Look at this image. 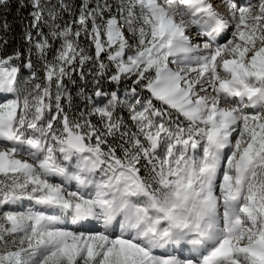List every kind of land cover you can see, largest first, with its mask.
<instances>
[{
	"label": "snow or ice",
	"instance_id": "1",
	"mask_svg": "<svg viewBox=\"0 0 264 264\" xmlns=\"http://www.w3.org/2000/svg\"><path fill=\"white\" fill-rule=\"evenodd\" d=\"M0 33V264H264V0H0Z\"/></svg>",
	"mask_w": 264,
	"mask_h": 264
},
{
	"label": "trees",
	"instance_id": "2",
	"mask_svg": "<svg viewBox=\"0 0 264 264\" xmlns=\"http://www.w3.org/2000/svg\"><path fill=\"white\" fill-rule=\"evenodd\" d=\"M21 11L24 13L25 16L27 15V13L24 12V10H21ZM15 15H16V13H11L9 15V19H8V22L13 26V28H17V25H20V20L19 19H13L12 18ZM0 34H2V33H0Z\"/></svg>",
	"mask_w": 264,
	"mask_h": 264
}]
</instances>
